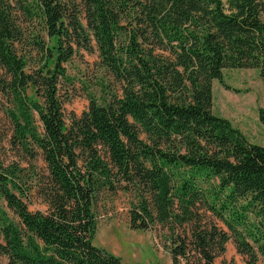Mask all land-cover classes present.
<instances>
[{"label": "trees", "instance_id": "1", "mask_svg": "<svg viewBox=\"0 0 264 264\" xmlns=\"http://www.w3.org/2000/svg\"><path fill=\"white\" fill-rule=\"evenodd\" d=\"M82 50L115 88L68 124ZM226 69L264 81V0H0V108L27 162L0 161V264H121L95 245L104 193L133 197L131 229L159 228L172 264L230 242L260 264L264 145L213 112Z\"/></svg>", "mask_w": 264, "mask_h": 264}, {"label": "rangeland", "instance_id": "2", "mask_svg": "<svg viewBox=\"0 0 264 264\" xmlns=\"http://www.w3.org/2000/svg\"><path fill=\"white\" fill-rule=\"evenodd\" d=\"M222 1L226 3L227 0ZM67 70L72 82L64 86L63 92L68 97L64 103V113L69 124L72 115L80 116L87 110L90 98L100 104L105 103L107 92L115 86L108 82L109 78L100 66L96 52H78L67 65ZM223 80L228 89L219 80L213 82V112L228 119L251 143L264 145V125L259 119V110L264 108V81L259 71L226 69ZM109 84L112 89L105 90ZM11 130L12 125L0 108V161L6 164L21 161L26 166V155L18 153L9 144ZM36 165L45 171L41 158ZM133 201L131 195L123 193H104L100 196L95 211L98 219L95 245L120 258L121 264H172L163 232L159 228L149 231L131 229L129 210ZM44 208L38 201L30 206L32 211ZM217 263L245 264V258L237 253L235 245L230 242L226 253ZM260 264H264L263 259Z\"/></svg>", "mask_w": 264, "mask_h": 264}]
</instances>
